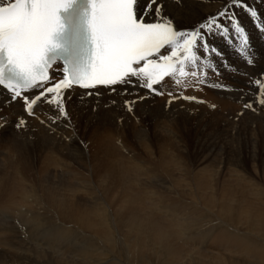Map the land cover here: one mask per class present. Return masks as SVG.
<instances>
[{"label":"bare ground","instance_id":"6f19581e","mask_svg":"<svg viewBox=\"0 0 264 264\" xmlns=\"http://www.w3.org/2000/svg\"><path fill=\"white\" fill-rule=\"evenodd\" d=\"M248 1L249 2L247 1L245 2V0H242V3L240 4V6L243 8L239 6L240 8L237 9V14L239 15L238 16L239 19H241L247 26H250L249 21H253V18L255 17L251 16L250 12L248 11V8L250 7L254 9L257 12L256 18L261 20L264 15V7L262 4L264 0H248ZM3 2L7 3L9 2V0H3ZM157 3L158 4L162 3L164 5L163 11L171 14V16H174L176 18V23L181 28L190 29L194 26H197L199 23L203 22L204 18L210 15L218 16L220 11L230 6L229 4L232 3V0H222V2L221 3L218 2V4L215 2V0H212V1L211 0H157ZM250 3H253L256 6V8ZM154 8H155V5L152 4V0H139L138 10L140 11L141 14L150 13L154 11ZM148 18L150 19L151 16H149ZM222 29H223V25L220 26L219 28L214 27L213 34L209 35L208 44L210 45L211 51H208L206 49H200L199 51H196L194 49L192 53L184 54V56H187L188 59L184 60L183 64L180 63V60L184 59L183 56H181L180 59L174 61L176 65L174 74L168 76L159 85L154 86V88L163 92L162 95H156L155 92H152L148 89L140 87L138 83L136 82L137 78H133V81L131 83L111 86V88H114L115 91H111L104 87H100L98 88L100 89L98 95L96 94L95 89L91 91L76 90V89L65 91L66 96H65V99L63 100V103H64V106L67 112L66 117L59 116L58 109H57L55 102L51 104L47 102H38V104L34 106V114L30 116L27 113L26 108L22 104L23 100L21 98H17L16 101L13 102V100L11 99V93H9L6 89L0 86V125H2L0 126V133H4L5 130L7 129L18 130L12 135L0 137V147L6 150V153L3 154L4 156L1 157L3 160L2 161L3 170L0 171V250H1L0 258H2L0 259V261L2 264H59V263L79 264V262L88 264L89 259L97 260L99 256L101 257L104 253L105 247H109L111 250H116L117 255L120 256L119 258L117 256L116 257L122 264H128L129 262H132L131 264H137L140 260H141L140 263L142 264H150V263L154 264L156 262H154L153 259H150L149 261L148 259L149 257L158 258L157 255L161 256V258L159 257L161 259L160 263L158 262L159 264H193L191 262L192 258L188 259L185 254V251H183V248L179 246L178 244L176 245L175 242L178 241L180 245H184L187 248L190 247L189 244L185 243L186 240L188 239L187 235L189 236L187 232V228H189L191 225L195 224L196 222L200 220L198 216L194 215V212L193 214L189 215V218L187 220H185L186 218L182 219L181 223H177V222L175 223L173 221L168 220L169 223L166 224L167 226H164L158 222V221H161L160 218H157V219L155 218V210L157 209V207L155 206L154 202L153 204L152 202H150V204L146 205V202H147L146 201L145 204H142V202H144V200L146 199H140L141 198L140 194L138 197L137 196L130 197V196H133L134 194L132 192L128 194L129 195V197H127L128 204H126L128 207L124 206L122 208V211H124L123 213L118 212L119 206L117 207V205H115L118 213L107 215L106 214L107 212H105V209L103 207L106 204L104 203L105 205H103L104 200L102 201V194L110 193L111 195L112 193L113 195L115 191L121 190L123 186L124 188L127 187L124 181L125 179L123 178L124 171L120 169L121 165H119L118 162H117L118 165L117 164L115 165V163H113L112 161L113 159L110 160L112 161V164L108 165L106 163L109 166V168L105 170L106 172H104V174H98L97 177L95 178V180L97 181L95 182L94 180L87 181L86 178L84 180L83 178L84 176H82L83 173H76V171L74 172L71 169H70L71 171H69L67 168L64 169L62 166H60V164H62L64 161L62 158L64 159L72 158L73 159L74 157H77L79 155L78 151H80L81 147L76 142H78L79 140L83 142L82 138L85 137L87 134H89L90 136V144H87L86 145L87 147H91V146L98 147L99 146V148L100 147L107 148V147H110L109 146L110 144L113 145V143L115 142L114 141L115 139L107 131H105V128H104L105 120L104 119L106 118V116L103 113L125 114L129 112L127 110V105L124 103L126 100L136 101L135 104L133 105V109L135 110L142 109L146 113L163 114L162 111H166V110L171 111L177 108H181L182 110L184 109V112H182V114H186L187 110H197V111L201 110V112L207 117H210V114L213 116H216V115L219 116V114L217 113L218 108L215 109L216 111H210L209 109H206L205 107H203V105L205 104H207L208 107L214 108L213 106L218 105V103L221 105L222 102H230L229 101L230 99H228L227 96L232 97V98L235 97V99H238V100H241L243 98V100L239 101V103L237 104L242 103V101H245L246 103L247 101L251 100L250 98L253 97V94H255L257 90V87L255 85L254 87L251 85L253 83L251 79L256 74H259V75L263 74V78H264V57L260 58L256 62H252L249 66L247 65L241 66L240 68H241L242 78L237 77L236 80L234 81L233 76H231V74L232 72H234L232 70H233V66H235L237 63L238 55L231 52V42H232V35L235 32L232 33L229 39L227 38V34L222 32ZM162 53H163V50H162ZM164 54H170V52L164 53ZM193 55L195 56V59H192ZM212 61H214L215 63L218 62V65L217 66L215 65V66L220 68V72L219 73L217 72L215 75L210 74L211 76L207 81L201 82V84L203 83L204 85L198 87L200 83L197 82L196 78L199 75H203V69H206L207 66H209L210 63H212ZM211 67L212 65L209 66V72L211 71ZM181 71H183V74H181ZM192 73H195V75H193ZM56 74H57V70L55 69L53 71V76ZM213 76H216V77L218 76L219 78L212 79ZM248 76H249V79L247 80L246 78ZM250 82L252 83L250 84ZM89 92H91L92 94L89 95L88 94ZM169 92L172 93V97H176V98L172 99V97L168 95ZM69 93L70 95H68ZM51 95L52 94L49 95V99L51 98ZM184 96L195 97V99L185 100L182 98ZM139 97H145V98L141 100L139 99ZM170 99H172L171 105L168 108H165L166 103ZM198 99H203L201 100L203 102L201 103L200 100ZM231 104H232V108L229 109L231 105L228 106L227 104L228 109L227 108L224 109V110H227L228 114L225 116H222L223 115L222 114L221 117H219L223 123L228 122V126L224 127L223 129H231L233 127V123L229 121V119H232L231 117H233L232 115L233 113L231 114V112H233V109L236 107L242 108L240 105H237V104L235 105L233 103ZM260 110L257 112L262 113L264 111V110L263 111H260ZM195 114L197 113L195 112ZM198 114L200 116V113ZM249 115L250 113H247V114L244 113V116L241 120L244 122L250 121ZM257 116H258L256 117L257 119L255 117L253 119L256 121V123L254 122V124L262 125V118H263L262 114L257 115ZM119 118H121V120L123 119V117H119ZM21 119L26 121L25 123L26 125L25 126L21 125L20 127H17V123ZM199 119L198 121H200ZM213 119L214 117L207 119L209 120L207 125H209L210 127L213 125H216V122H212ZM216 121H218V119ZM57 124L59 128L57 127ZM3 125H7V127L4 128ZM26 128L29 129V131L35 130L34 134L31 135L29 134V132L23 131V129H26ZM31 128H36L37 130L36 129L31 130ZM261 129H262V132L264 133V126H261ZM51 130L53 132H51ZM49 132L51 134H49ZM53 134H54V137H53ZM29 139L31 141L30 143H27V140L29 141ZM104 139L108 140L107 143L104 141ZM210 146L213 147V145H210ZM115 149H117V147ZM118 149L120 148L118 147ZM112 150H113V146H112ZM211 150L212 148H210V151ZM66 151L69 152V155L67 153L64 155L63 152H66ZM106 151L108 150L106 149ZM115 152L117 153L119 152V150ZM71 154H72V157H70ZM162 155H165V154H162ZM110 156L112 155H109L108 157ZM169 157H168V161L173 162V160H169ZM34 158H36L38 162L45 163L46 165L45 167H49L47 169H53V172H52L53 174H50V172H48L47 169L44 171H41L39 173L40 176H37V173L33 174L32 169H31V166H32L31 164L34 163V160H35ZM105 160L107 161V159ZM121 161H119V163H121ZM169 162L165 164H170ZM177 162H175L173 165H175ZM182 162H184V160ZM202 162L203 160L201 161V163ZM179 164H180V161H179ZM203 164H205V162ZM171 165H165V166H167L166 168H168L169 166V168L172 169L173 167H170ZM150 167H155V166H150ZM209 167L210 166L207 165L205 168H209ZM58 168L62 172V176L60 178L55 177V176H58L57 175ZM139 168L140 170L138 168H135L133 172L138 171L137 172L138 175L140 173L142 175L146 174L147 172L149 173V171L147 172L144 171L145 169H147L146 166H145V169L142 167V165ZM156 168L157 166L155 167V169ZM183 170H186V169H183ZM142 171L146 173H143ZM209 171L210 170L208 169L204 170L205 174H207ZM126 172H125V175H126ZM177 173L173 172L174 175L175 174L177 175ZM181 173L183 174L182 171ZM153 174H158V172L156 171ZM159 174L161 173L159 172ZM88 177L89 176H87V178ZM89 178H92V177H89ZM139 178H140V175H139ZM262 178L264 181V171L262 173ZM211 179H213L212 176L208 177L204 174H201V177L198 179L195 186L201 190L203 189V192L205 188L207 190L211 189V191L208 190L209 191L208 196H211L210 198L213 197V199H215V193H214L213 186L211 188ZM236 179L238 178L236 177ZM189 182H190V187H191L192 181L190 180ZM194 184L195 183H193V185ZM42 185H45V187L43 188ZM258 186H257V190L259 189V191L256 193V195L261 196L262 199L264 200V186H259V188ZM4 187H6V189H8L9 191L2 189ZM135 187L133 186L130 189V191H132V189ZM220 187L223 188V186H220ZM137 189H139V187L136 188V190ZM229 189L227 188V191H224L223 195H221V196H224L223 198L225 199L221 201V208H219V214H218L219 218L223 219V217L228 216L226 218L228 221H236V225H239V224L245 225L244 229L248 230L247 233L256 236L255 239H257V237H260V236L264 239V211L258 208L259 206L256 203H254L253 206H248L246 209H241L242 206L239 204V201L245 202V197L240 196V199L237 201V203H234L232 202V199H231V195H230L231 192L228 191ZM234 189H235V186H234ZM242 189H244V187ZM184 190L185 189H182V191ZM196 190L197 189H195V191ZM222 190H225V189H222ZM122 191L124 190H121V192ZM185 191H187V188ZM220 191L221 190H219V192ZM162 192L164 193V191ZM192 192L195 193L194 191H191V193ZM216 192L218 193V191ZM115 193H118V191ZM124 193L120 195V197H123V195H125ZM158 193H159V198H160L162 194H160V192ZM165 193L163 195H165ZM14 194L15 195L18 194L16 196L18 199L14 200ZM105 195L106 194H104V197ZM110 195L106 197H109ZM195 196L197 197V195ZM116 197H118V195ZM163 197L164 196H162L161 199ZM189 198L191 199V197ZM4 199H8V201H5ZM163 199L168 200V197H166V199L165 198ZM3 200L4 202H9V201L10 202L5 204ZM114 200L112 196V201ZM164 200L161 201V203L162 202L166 203V201ZM116 201L117 200H115V202ZM173 201H172L173 205L177 207L178 209H182L185 211L188 210L186 209L184 205L189 200H187L186 203H184L179 199L173 198ZM198 201L197 203H200ZM157 202H160V201L158 200ZM215 202L219 203L218 199L215 200ZM112 203L110 204L112 205ZM167 204L168 203H166V205ZM107 207L105 206L106 209ZM194 207H196V205ZM167 208L169 209V207ZM233 208L236 210L232 211ZM115 209L113 208V210ZM197 209L196 210L194 209V211L197 212ZM119 210H121V208H119ZM200 210H202V208L199 209V211ZM111 212H115V211H111ZM156 212H159V211H156ZM160 213L162 215L163 211ZM198 213L200 212H197V214ZM186 214H188V212ZM168 215L170 216V214ZM162 217H164V214L162 215ZM60 218L63 221L66 220L68 224L67 227L69 229L72 227H80V226L87 229L88 233L91 234L89 235L88 240L92 242H88L83 245L82 243H80L81 241L76 242V243H74L73 241H70L71 233L69 231H66L64 228H63L64 230H62L60 228L61 226L59 227L58 225L59 224L58 219ZM176 218L178 220V218L180 217H176ZM111 222L114 223V225H120L123 228L122 235H119L118 234L119 232H116L117 234L116 237L118 238L120 236L119 241L117 238H116L117 241L114 239H111L110 236L113 233L108 234L109 232H107V229H108L107 223H111ZM67 224H64V225H67ZM244 229L242 231H244ZM73 234L75 235V233ZM235 235H233V233L227 234L225 233V231L224 232L222 231L220 235H218L217 239H219V242H221V244L231 243L230 245H233L232 248L236 249V251L242 250L246 255L254 254L256 258H253V259L257 260V258L259 259L264 255L263 250L255 249L256 247L254 248L252 244H248V242L243 241L239 238H234ZM212 240H213V237L210 241ZM152 242L154 245H156V247H158V249L160 250V253H157L154 250V248L150 246ZM213 242L214 241H212V244ZM29 243H33V244H29ZM71 248L73 251L70 250ZM2 250H3V253L5 254L4 256H2ZM93 250H95L96 253H94ZM191 250L192 249L188 250V252H190ZM68 251L69 253L73 252L72 256L70 255L71 261L67 258V255L69 254ZM201 251L203 250H198L196 251V253L199 254ZM208 251L205 250V252H208ZM223 252L220 254H223ZM255 253H261V255H257ZM141 254L143 256L146 255L147 258H144L143 256H141ZM189 254L191 255V252ZM203 254H204V251H203ZM208 254H206L205 257H207ZM212 254L211 256H213ZM75 256L78 257V260L73 259ZM211 256L210 258H212ZM224 256L227 257V254L226 255L224 254ZM242 256L244 255L242 254ZM201 257L203 258V255ZM215 258L214 259L212 258L214 260L213 263L215 264H235L234 262H232L233 258L229 260L228 262H225L224 261L225 259L222 260L223 258L221 257L220 260L222 261L220 262L218 261L219 263L215 262L216 261ZM212 259L210 261H212ZM194 260L196 259H193L192 261ZM202 260L204 261L205 259H202ZM256 260H254L252 263L255 264ZM241 261L243 262L244 260H241ZM103 262H105V260ZM200 262L202 263V261ZM111 263L114 264L115 262L114 263L111 262ZM245 264H247V262Z\"/></svg>","mask_w":264,"mask_h":264},{"label":"rangeland","instance_id":"374dc122","mask_svg":"<svg viewBox=\"0 0 264 264\" xmlns=\"http://www.w3.org/2000/svg\"><path fill=\"white\" fill-rule=\"evenodd\" d=\"M246 1L249 2L248 0H246ZM215 2L218 4V2L221 3L222 0H215ZM241 3H242V0H241ZM250 4H252L256 8V6L253 3H250ZM262 4L264 7V1L262 2ZM229 5H230L229 7L225 8L228 11V16L227 17H219L218 23L221 24L220 26L223 25L222 32L227 34V38L230 39L232 33L235 32L232 35V42H231V52L238 55L237 56V63L235 66H233V70H232L234 72H232V74H231V76H233V79L235 81L237 77L242 78L241 68H240L241 66H245V65L249 66L250 65L248 63L249 60L256 62L260 58L264 57V35L261 34V27H264V15H263L261 20H259L256 17L253 18V21H249L250 26H247L241 19L238 18L239 15L237 14V9L240 8L241 6L240 7L239 6L232 7L231 3ZM241 8H243V7H241ZM257 9H259V8H257ZM234 24L239 25L240 27H242L245 30V35L248 38V45L247 46L243 45L242 37L237 34L235 27H234ZM225 29H227V31H225ZM217 38H218V36H217ZM237 49L239 50V52L241 54H243L244 51L246 53L241 55V54H239V52L237 53ZM248 49H249V51H248ZM213 62L214 61H212V63H210V65H209V66L212 65L210 72H209V66H207L206 69H203V75H199L196 78L197 82L200 83L198 85V87L204 85L203 83L201 84V82L207 81L211 75H213V74L215 75L217 72L218 73L220 72V68L216 67L218 65V62H216V63L215 62L213 63ZM249 76L246 78L247 80L249 79ZM213 78L218 79L219 77L213 76L212 79ZM251 81L253 83L250 82V84L252 83L251 85L253 87H254V85L257 87L256 93L253 94V97L250 98L251 100L247 101L246 103H245V101H242V103L237 104V103H239V101L243 100V98L241 100H238V99H235V97H233L234 98L233 99L232 97L227 96L228 99H230L229 101L231 103H233L235 105L236 104L240 105L242 107V108L236 107L233 109V112H231V114L233 113L232 114L233 117H231L232 119H229V121L231 123H233V127L231 129H223L224 127L228 126V122L223 123L219 118V117H221L222 114H223L222 116H225L228 114L227 110H224V109L225 108L228 109V106H230V105L231 106L229 107V109L232 108V104L230 102H222L221 105L218 103V105H214V108L208 107L207 104L203 105V107H205L206 109H209L210 111H216L215 109L218 108L217 113L219 114V116L216 115L217 117L213 116L211 114H210V117H207L201 112V110H198V111L197 110H187L186 114H182V112H184V109L182 110L181 108H177V109L171 110V111H167V110L162 111L163 114L146 113L142 109H138V110L133 109L132 112H127L125 114L103 113L106 116V118L104 119L105 120V125H104L105 131H107L115 139L114 140L115 142L113 143V145L110 144L109 145L110 147H107V148H102V147L99 148V146L98 147H95V146L87 147L86 145L90 144V136H89V134H87L85 137L82 138L83 142H81L80 140L78 142H76L81 147L80 151H78L79 155L77 157H74L73 159L72 158H70V159L62 158L64 161L62 164H60V166H62L64 169L67 168L69 171L73 170L74 172L76 171V173H83L82 176H84L83 177L84 180L86 178L87 181L94 180L96 182L97 180H95V178L97 177V175L98 174H104V172H106L105 170H107L109 168L108 165L112 164V161H113V163H115V165L118 162V164L121 165L120 169H122L124 171L123 172L124 173L123 178L125 179L124 181H125L127 187L124 188V186H123V188L121 190H124L122 192L123 193L125 192L124 194L126 196L123 195V197H120V195L123 194L121 192V190H117L118 193H115V192H117V191H115L114 192L115 195L114 194L112 195V193H111V195H110V193L109 194L103 193L102 194V201L104 200L103 205L106 204L105 205L106 207L108 205L107 209L105 208V206H103L105 209V212H107L106 213L107 215L115 214L118 212L123 213L124 211H122V208L124 206L128 207L126 205V204H128L127 197H129L128 194L132 193V192L134 194H133V196H130V197H135V196L138 197L140 194V196H141L140 199H146V200H144V202H142V204H145L146 201H147L146 205L150 204V202H152V204H153V202H154L155 206L158 209V210L157 209L155 210V218L156 219L160 218L161 221H158V222L164 226H167L166 224L169 223L168 220L173 221L175 223L176 222L181 223L182 219L186 218L185 220H187L189 218V215L193 214V212H194V215L198 216L200 218V220L198 222H196L195 224L191 225L189 228H187V232H188L189 236L187 235L188 239L186 240L185 243L189 244L190 247L187 248L184 245H180V243L178 241L175 242L176 245L178 244L179 246H181L183 248V251H185V254H186L188 259L189 258H192V260L196 259L194 261L191 260V262L193 264H198V263L200 264L201 263L200 261H202L201 264H207V263L208 264H215V263H213V261H214L213 259L215 257H216L215 262H218V261L220 262L224 259H225L224 260L225 262H228L229 260H231L233 258L232 262H234L235 264H242V263L245 264L246 262H247V264H253L252 262L254 260H256V259H253V258H256L254 254L253 255H250V254L246 255L242 250L236 251V249L232 248L233 245H230L231 243L230 244L229 243H226V244L222 243L221 244V242H219V239H217L218 235H220V233L222 231L223 232L225 231V233H227V234H231V233H233V235L238 234L239 236L235 235L234 238H239L243 241H246V242H248V244H252V246L254 248L256 247L255 249H259V250L264 251V239L261 236L257 237V239H255L256 236L247 233L248 230L244 229L245 225H243V224L242 225H240V224L236 225V221H228L226 219L228 216L223 217V219L219 218V216H218L219 208H221V201L225 199V198H223L224 196H221V195H223L224 191H227V188L229 189L230 187H232V188H230L228 191L231 192L230 195H231L232 202L237 203V201L240 199V196L245 197V202L239 201V204L242 206L241 209H246L248 206H253V204L256 203L259 206L258 208H260L261 210L264 211V203H262V202H264V200L262 199L261 196L256 195V193L259 191V189L257 190V186L258 185L264 186V181L262 178V173L264 171V133L262 132V129H261V126H264V116H263L264 115L263 114V112H264L263 106L264 105L260 104V100L262 98H264V94H262L260 91L261 84H264L263 83L264 82L263 74L262 75L256 74L254 77H252ZM257 81H260V84H258ZM246 92H248V91H246ZM198 100L201 101L203 99H198ZM21 103H22V101H21ZM226 103L228 104V106ZM246 104H250L251 107H245ZM237 110H239V111H237ZM242 110H244V111H242ZM259 110L263 111V112L262 113L257 112ZM218 111H220L221 113ZM195 112L197 114H195ZM198 113H200V116ZM244 113L245 114L250 113V115H249L250 121L244 122L241 120L244 116ZM260 114H262V117H263L262 118V125L261 124H254V122L256 123V121L253 120L254 117L256 118V117H258L257 115H260ZM119 117H123V119L121 120V118H119ZM212 117H214L212 122H216V125H213L210 127L209 125H207V123L209 121L207 119H210ZM198 119L200 121H198ZM217 119H218V121H216ZM246 119H248V118H246ZM220 122H222V123H220ZM25 123H26V121H25ZM257 123H258V121H257ZM25 125L26 124H24L22 126H25ZM3 127L6 128L7 125H3ZM57 127L59 128L58 124H57ZM33 129H36V128H31V130H33ZM16 131H18V130L7 129V130H5L4 133H0V137L12 135ZM23 131H27L31 135L34 134V132H35V130L29 131V129H27V128L23 129ZM31 132H33V133H31ZM51 132H53V131L51 130ZM49 134H51V133L49 132ZM53 137H54V134H53ZM30 141H31L30 139H29V141L27 140V143H30ZM104 141L107 143L108 140L104 139ZM142 145H143V147H142ZM210 145H213V147H211ZM112 146H113V150H112ZM116 147H117V149H118V147L120 148V149H118L119 152H117V153L115 152V151H118L117 149H115ZM210 148H212L211 151H210ZM106 149L108 151H106ZM105 152H106V154H105ZM5 153H6V150L4 148L0 147V171L3 170L2 169V165H3L2 161L3 160L1 157L4 156L3 154H5ZM63 153H64V155L66 153L69 155V152H67V151L63 152ZM160 153H161V155H160ZM162 154H165V155H162ZM109 155H112V156L108 157ZM123 155H124V157H123ZM171 156H173V157H171ZM70 157H72V154L70 155ZM121 157H122V159H121ZM160 157H161V159H160ZM168 157H169V160H173V162L171 161L172 163L168 161ZM124 158H125V160H124ZM128 158H129V160H128ZM34 159L36 160V158H34ZM105 159H107V161ZM108 159H109V161L112 159L113 160L109 162ZM182 159L184 160V162H182L183 161ZM35 160H34V163L31 164L32 165L31 169H32L33 174L37 173V176H40L39 173L41 171L46 170L49 167H45L46 166L45 163L38 162V160H36V161ZM75 160H77V161H75ZM178 160L180 161V164H179ZM202 160H203V162L201 163ZM119 161H121V163H119ZM146 162L148 163V165ZM162 162H163V164H162ZM167 162H169L170 164H165ZM175 162H177V163L175 165H173ZM204 162H205V164H203ZM122 165H124V166H122ZM141 165L144 169L146 166L147 169H145L144 171H146V172L149 171V173L142 171L143 173H146V174L142 175L140 173L139 174L140 178H139V175L137 173L138 171L137 172L135 171L136 173L133 171L135 168H138L140 170L139 167H141ZM165 165H171L170 167H173L172 168L173 170L175 169V167H176V169L173 171L171 168H169V166H168V168H166L167 166H165ZM207 165H209L210 167L205 168ZM148 166L150 169L148 168ZM150 166H155V167L157 166V168H156L157 170L155 169V167H150ZM127 167H128V169H127ZM59 168L57 170L58 176H55L57 178H60L62 176V172ZM165 168H166V170H165ZM183 169H186V170H183ZM205 169H208L210 171L207 174H205V172H204ZM126 170H127V172H126ZM155 170L158 172V174H153L154 172H156ZM47 171L50 172V174H53L52 173L53 169H47ZM130 171H132L133 173ZM169 171L170 172L173 171L174 173L178 172V173H177V175L175 174L176 175L175 176L173 174V172L170 173ZM181 171L183 172V174L181 173ZM125 172H126V175H128V176L125 175ZM159 172L161 174H159ZM188 172H189V174H188ZM201 174H204L208 177H211V176L213 177V179H211V188L213 186L214 193H215V199H213V197L210 198L211 196H208V193H209V191H211V189H208L209 190L208 191L205 188L204 192H206V191H208V192L204 193L203 189L201 190L195 186L198 179L201 177ZM87 176L92 177V178H89V177L87 178ZM132 176H134V177H132ZM135 176L136 177L138 176V177L136 178ZM148 176H150V177H148ZM182 176H183V178H182ZM127 177H128V179H127ZM236 177L238 179H236ZM131 178H133V179H131ZM148 178H149V180H148ZM177 180H179V181H177ZM190 180L192 181L191 187H190V182H189ZM193 183H195V184L193 185ZM241 184H243V185H241ZM133 186L134 187L136 186V187L133 188L132 191H130V189ZM145 186H146V188H145ZM176 186L179 188H177ZM183 186H184V188H183ZM193 186H194V188H193ZM220 186H223V188ZM228 186H230V187H228ZM234 186H235V189H234ZM240 186H241V188H240ZM242 186L244 187V189H242L243 188ZM259 186H258V188H259ZM42 187L44 188L45 185H42ZM138 187L141 191L139 189L136 190V188H138ZM127 188H128V190H127ZM186 188H187V191H185ZM2 189L9 191L8 189H6V187H4ZM182 189H185V190L182 191ZM195 189H197V190L195 191ZM218 189L221 191L219 192ZM222 189H225V190H222ZM133 190H135V191H133ZM161 190L164 191V193L165 192H167V193H165V195H163L164 193ZM168 190H170V191H168ZM188 190H190V191H188ZM137 191H138V193H137ZM191 191H194L195 193H193V192L191 193ZM216 191H218V193ZM158 192H160V194H162L160 196V198H159ZM202 193H203V195H202ZM104 194H106L105 197H104ZM107 194L110 196L106 197V196H108ZM204 194L205 195L207 194V195L205 196ZM17 195L18 194H16V195L14 194V200L18 199L16 197ZM117 195L122 200L120 198L116 197ZM130 195H132V194H130ZM182 195H184V196H182ZM195 195H197V197ZM112 196H113V200L114 199L117 200L116 201L117 203L119 201L118 204L115 202V200L112 201ZM162 196H164L163 198H165V199H166V197H168L169 201L167 199L164 200L162 198L164 201H166V203H168L167 205L165 202L161 203V201H163L161 199ZM202 196H203V198H202ZM189 197H191V199ZM173 198L179 199L184 203H186V201L189 200L186 203L187 205L186 204L184 205L186 207V209H188V210L185 211V210L178 209L177 207H175L173 205V202H174ZM217 199H218L219 203L215 202V200H217ZM4 200L8 201V199H4ZM4 200H3V202H4ZM158 200L160 202H157ZM197 201L200 203H197ZM9 202H4V203L6 204ZM109 202L110 203L113 202L112 205L114 204L113 205L114 207ZM170 202H172V203H170ZM122 203H124V204H122ZM188 204H189V206H188ZM115 205H117V207L119 206L118 212H117V208ZM195 205H196V207H194ZM173 206L175 207V209ZM187 206H188V208H187ZM167 207H169V209ZM170 207H171V209H170ZM200 207L202 208V210L199 211V209H201ZM113 208L114 209L116 208V209L113 210ZM119 208H121V210H119ZM194 209L195 210L197 209V212H200V213L197 214V212L194 211ZM233 210L235 211L236 209L233 208L232 211ZM111 211H115V212H111ZM156 211H159V212H156ZM162 211H163L164 217H162L163 214L161 215V213H160ZM180 211L182 212V214ZM187 212H188V214H186ZM177 213H179V214H177ZM168 214H170V216ZM176 217H180V218H178V220H177ZM167 218H169V219H167ZM235 220H236V218H235ZM58 221H59L58 225H59V227L61 226L60 228L62 230L65 229L66 231H69L71 233L70 234L68 232L70 234V241H73L74 243L81 241L80 243H82L83 245L88 243V242H92V241L88 240L89 239L88 237L91 234L88 233L87 229H85L81 226L80 227H72L69 229L67 227L68 224H67L66 220L63 221L60 218V219H58ZM178 221H180V222H178ZM64 224H67V225H64ZM223 225H225V226H223ZM107 228H108L107 232H109L108 234H110V233L115 234V235L112 234L110 236L111 239H114L116 241L118 239V241H119L120 236L117 238L116 232H119L118 234L122 235L123 228L120 225H114V223H112V222L107 223ZM243 229H244V231H242ZM73 230H74V232H73ZM234 232H235V234H234ZM243 232H244V234H243ZM73 233H75V235ZM245 234H247V235H245ZM212 237H213L212 241H214L213 244H212V241H210L212 239ZM60 243H61V241H60ZM29 244H33V243H29ZM191 244H192V246H191ZM197 244H198V246H197ZM227 244H229V245H227ZM150 246L153 247L157 253H160V250L158 249V247H156V245L153 244V242L150 244ZM103 249H104V247H103ZM190 249H192L190 251L191 255L189 254L190 252H188V250H190ZM195 249H197V250H195ZM70 250L73 251L72 248ZM198 250H203L204 254H203V251H201L202 254H201V252L199 254H197L196 251H198ZM205 250H207V251L209 250L208 251L209 254H208V252H205ZM221 251L222 252L224 251L225 253L223 252V254H220V253H222ZM93 252L96 253L95 250H93ZM241 252L244 256H242ZM0 253H1V250H0ZM68 253H69V251H68ZM72 253L73 252H70L67 255V258L70 261H71L70 255L72 256ZM205 253L208 254V256L209 255L211 256V254L213 253L212 254L213 256H211L213 259L210 258V256H209V258H208V256L205 257L206 256ZM218 253H219V255H218ZM232 253H234V254H232ZM236 253H238V254H236ZM200 254H201V256L203 255V258L200 256ZM216 254H217V256H216ZM224 254L225 255L227 254V257L224 256ZM255 254L261 255V253H255ZM4 255L5 254L3 253V250H2V256H4ZM221 255H223V256H221ZM228 255H229V257H231V256H233V257L229 258ZM58 256H59V254H58ZM116 256L118 258L120 257L119 255H117L116 250H111L109 247H105L103 255L101 257L99 256V258L97 260L89 259L88 264H93L94 262H96L94 264H100V263L101 264H109L111 262H113V263L115 262L114 264H122V263H120V261L117 259ZM141 256H143V255L141 254ZM157 256H158V258L149 257L148 261L150 259H153L154 262H156L154 264H159L161 261V259H160L161 256L160 255H157ZM218 256H219V258H218ZM5 257H7V256H5ZM108 257H109V259H108ZM143 257L147 258L146 255H144ZM221 257L223 258L222 260H220ZM200 258L205 259V260L203 261ZM235 258L236 259L238 258V259L236 260ZM0 259H2V258H0ZM73 259L78 260V257L75 256ZM158 259H160V260H158ZM211 259H212V261H210ZM104 260H105V262H103ZM241 260H244V261L242 262ZM140 262H141V260L137 264H142ZM129 263L131 264L132 262H129ZM0 264H2L1 261H0ZM59 264H62V263H59ZM79 264H84V263L79 262ZM150 264H153V263H150ZM255 264H264V255L259 259L257 258Z\"/></svg>","mask_w":264,"mask_h":264},{"label":"snow or ice","instance_id":"6c2138e0","mask_svg":"<svg viewBox=\"0 0 264 264\" xmlns=\"http://www.w3.org/2000/svg\"><path fill=\"white\" fill-rule=\"evenodd\" d=\"M138 3L139 0H0V86L11 93V99L21 98L30 116L38 102H55L59 116L66 117L65 90H72L73 85L95 89L98 95L97 86L115 91L111 86L137 78L140 87L162 95L154 85L174 74V61L183 56V64L188 59L185 53L194 49L211 51L208 37L214 27H220L219 17H227L228 11L222 10L218 16L210 15L197 26L183 29L157 0H152L154 11L146 14L140 13ZM240 4L241 0H232L231 6ZM248 11L252 17L257 16L254 9L249 7ZM234 27L247 46L245 30L237 24ZM261 34L264 35V27ZM61 59L63 78L52 82L50 69ZM260 91L264 94V84ZM168 95L172 97L171 92ZM135 102H124L129 112ZM260 103L264 105V98ZM24 124L21 119L17 127Z\"/></svg>","mask_w":264,"mask_h":264}]
</instances>
